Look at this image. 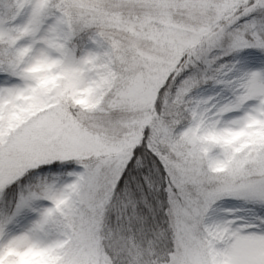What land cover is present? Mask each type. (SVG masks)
<instances>
[{"label":"snow or ice","instance_id":"6c2138e0","mask_svg":"<svg viewBox=\"0 0 264 264\" xmlns=\"http://www.w3.org/2000/svg\"><path fill=\"white\" fill-rule=\"evenodd\" d=\"M0 264H264V0H0Z\"/></svg>","mask_w":264,"mask_h":264}]
</instances>
